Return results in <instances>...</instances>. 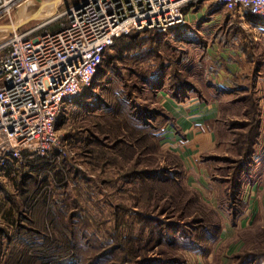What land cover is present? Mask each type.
<instances>
[{"label": "rangeland", "instance_id": "rangeland-1", "mask_svg": "<svg viewBox=\"0 0 264 264\" xmlns=\"http://www.w3.org/2000/svg\"><path fill=\"white\" fill-rule=\"evenodd\" d=\"M80 1L19 0L9 18H0V44L13 32L33 35L57 28L67 21L68 9ZM191 8L185 27L158 34L139 31L133 38L117 44L115 41L106 50L101 72L94 78L90 91L83 90L64 105L56 127L58 144L42 157L3 169L0 232L8 233L0 235V264H14L10 260L12 248L20 246L13 236L17 230L5 225L6 215L12 224L22 219V224L37 228L35 215L33 224L24 220L25 215L18 216L19 211L29 212L35 200L31 194L37 193L40 196L37 194L36 200L46 199V206L52 210L56 202L61 203L58 206L64 213L62 222L75 231L72 242L77 245L82 264L94 261L99 253L116 245L119 248L105 264L121 263V247L131 243L108 233L122 208L126 210L123 220L132 222L134 228L138 240L135 247L145 246L152 230V225H148L142 231L137 218L131 216L135 210L157 218L164 229V224L171 222L188 228L187 222L192 224V217L201 215L204 223L194 226L202 253L210 256L206 264H264V18L226 11L215 0H204L200 6ZM160 66L166 85L174 82L175 76L186 79L217 110L215 127L220 143L214 154H204L200 160L206 172L204 188L200 186L204 190L187 184L186 178L180 181L179 199L191 203V198L197 197L204 214L199 210L194 213L195 203L179 214L170 208L168 197L163 195L158 200L141 199L139 203L133 189L138 182L120 180L136 156L141 157L136 165L138 170L167 166L172 170L170 175H174L168 162L171 152L164 145L171 144L168 129L160 130L162 134L157 140L145 139L142 145L148 147L142 155L128 154L125 158L124 153L130 150L124 151V146L118 143L123 129L118 124L128 125L132 110L138 115L140 108L145 107L147 113L143 118L163 124L164 110L160 96L156 95L161 88L154 92L146 85L149 74ZM208 80L214 82L210 88L204 86ZM163 89L168 90L166 86ZM86 96L94 98L91 102L92 106H98L96 110L82 107ZM142 148L136 147L137 151ZM176 187L172 192L179 191ZM26 198L29 207H25ZM152 205L155 206L151 209ZM202 227L210 235L207 243L202 241ZM125 229L123 236L127 238L128 228ZM180 232L177 229L176 237ZM151 238L147 250L127 256L123 264L184 261L197 251L180 244L157 243ZM32 246L27 254H35L39 249L37 243ZM41 253L39 256L43 257ZM60 259L45 264H66ZM42 261L38 257V261L34 259L30 264H43Z\"/></svg>", "mask_w": 264, "mask_h": 264}, {"label": "built area", "instance_id": "built-area-1", "mask_svg": "<svg viewBox=\"0 0 264 264\" xmlns=\"http://www.w3.org/2000/svg\"><path fill=\"white\" fill-rule=\"evenodd\" d=\"M18 1L0 0V18H9ZM195 1L81 0L68 9L61 29L13 32L0 44V174L58 144L64 105L90 87L116 39L185 27ZM215 1L226 11L264 18V0Z\"/></svg>", "mask_w": 264, "mask_h": 264}, {"label": "trees", "instance_id": "trees-1", "mask_svg": "<svg viewBox=\"0 0 264 264\" xmlns=\"http://www.w3.org/2000/svg\"><path fill=\"white\" fill-rule=\"evenodd\" d=\"M201 1H204V0H196L195 2L190 4V7L193 6L194 8H196V6H200ZM66 24H67V21L62 22L60 26H57V28L53 30L61 29ZM148 32H150V34L151 32L154 33V31H148ZM135 33L137 32H132L127 36H123L121 38L116 39L115 40L116 44L121 42L125 38H128V39L133 38L135 36L134 35ZM154 34H158V33L155 32ZM104 55H103L102 62L99 65L94 78L97 75H99L101 72V69H102L101 66L103 65V62H104ZM163 72H164V69L161 66L158 68V70L151 72L149 74V78L147 79V82H148L146 83V85H148L147 87H149L151 90L155 92V90L166 86L168 90L173 95H176V96L177 94L187 91V90L189 91L195 90V87L192 85L191 82H189L186 79L181 80L179 77H176V76L174 77L175 78L174 82H171L170 84L166 85V83L163 82ZM178 73L179 72L177 71V74ZM94 78H93V81H94ZM93 81L90 87L85 89L87 90V92L90 91V89L92 88ZM85 99H87V101H85L84 104L82 105V107L85 110L94 111L97 109L98 106H92L91 101L94 100V98H90L89 96H86ZM140 109H141L140 110L141 113L139 112L138 115L137 113L134 114L133 110H132V114H128L129 121H126L128 125L118 124V126L123 127L122 132L119 134L121 135V138L118 141V143L124 146V151L130 150V152L124 153L125 158L128 154L130 155V157H133V156L140 155V154L142 155L143 153H145L144 148L148 146H146V144L142 145L143 142L145 141V139L150 138V137L153 138L154 140H157V138L155 137V132L162 126L161 121H158L156 124H153L152 122L150 123L149 121L146 120L147 117L143 118L145 117V114L147 113V108L141 107ZM147 115L149 117V114ZM129 139H131V141ZM140 146L141 147L143 146V148L141 149V151H137L136 147H140ZM138 157L139 156H136L133 159V161L130 163V166L121 175L120 180H128V181H132L133 183L138 182V186L134 187L133 189H134L135 197L136 199H138L139 203L141 202V199L158 200V198L163 195L164 197H168L170 208L176 211L178 210L179 214L187 211V209L191 206V204H194V203L196 207V212L194 213L197 214V211L199 210L200 212L204 214L203 207L199 205L200 203L197 197H194L193 199L191 198V203L189 201L184 202L183 199H179L180 192L182 190V186H180V181L183 179V168L178 158L175 155L170 153L168 156V162L172 164V168H174L173 176L170 175V172L172 170L168 168L167 166L166 167H154L152 169L144 168V169L138 170L136 166L138 163H140V159H138ZM175 186H177L176 188L179 191L172 192L173 187ZM37 194L38 196H40V193H37ZM37 194H31L35 200L33 203L34 205H31L30 208L27 210L29 212L25 214H21L19 211L18 216L25 215L24 220H27V221L29 220L33 224L34 221H33L32 215L33 217L35 215L36 219L34 218L35 220L34 223L37 225L38 229L32 226H27L26 224L25 225L22 224L21 223L22 219H20L21 220L20 222H18V219H17V223L12 224L11 222H8L10 220L9 215L8 214L6 215L7 223L5 225L7 227L15 228V230H17L16 234L13 236L18 238V241L20 243V246L12 248V252H11L12 254L10 256V260L15 261L14 264H30L32 263L34 259L38 261V257H39L40 259L43 258L42 263L45 264L47 263L48 260H53L55 258L56 259L63 258L60 260H64L66 264L67 263L68 264H82L78 258V254L76 250L77 245L75 242H74L75 244L72 242V237L73 235H75L74 234L75 231L74 229H71L67 226V222H62L61 217L63 216L64 213L61 210V205L58 206V204H61V203L56 202L54 204V209L52 210L49 206H46V201H45L46 199L43 198L41 200L39 198L36 200L35 196H37ZM26 199H25L26 200L25 207L27 206L29 207V205L27 204L29 199L28 198ZM154 206L155 205H152L151 209ZM142 207L145 208L147 206L142 205ZM125 212L126 210H123L122 208V211L120 213L121 216L120 214L116 215L115 220H114V227L112 228L111 233H108V235H114V237H117V238L120 237L122 239V240L120 239V241L122 242L125 241L126 243L128 242L131 243V244H126L128 246L121 247V250L123 252V257L121 258L120 264H123L126 261L125 259L127 256L129 255L135 256L137 255V253L141 251V249L147 250L149 244L151 243L150 241L152 239L151 238L152 236H153V240L157 243L162 242L163 244H166L168 246H175L176 244H180L182 248L191 249V250H203L202 249L203 247L197 243L199 234L198 232L195 231L196 226H194L196 224L201 225L204 223L205 220L203 219V216L201 215L196 216V218H193L192 216H190V214H188V217L190 218L192 217L193 219L192 220L193 225L187 222L188 228H184L177 223L171 222L168 224H164V226H166L165 227L166 230H165L162 226L163 224L159 225L160 223H158L159 220L158 221L156 220L157 218L152 217V215L150 214H145V212H142L141 210L140 211L135 210L131 214V216L132 218H137V223L142 226L141 228L142 231L146 227H149L148 225H152L150 227L152 230L146 241L147 244L143 247L142 246L135 247L134 243L138 240L136 238V235L133 234L134 228L132 227V222L128 223L127 220L126 221L123 220L126 215L124 214ZM125 228H128L127 232L129 234L127 238L126 236H123V231L126 230ZM177 229L181 231L179 234L180 235L179 237H176ZM202 230L203 231L201 232L204 234V237H203L204 239L202 241L207 243V241L210 240L209 238L210 235L208 234V232L206 233V229H204L203 227H202ZM4 231L8 233V231L6 230ZM3 232H0V235ZM22 232L24 235H27V237L22 235L21 234ZM34 243H37L39 246V249L35 253L37 255H35L34 253L27 254L29 253L30 248L33 247L32 244ZM116 248H119V246L118 245L113 246L109 250H105L101 254L99 253L96 257L93 258L94 261H90L87 264H99L100 260L102 264H105L107 262L106 260L111 259L112 255L114 256L113 252H115L114 250H116ZM39 253H41L43 257L39 256ZM150 262H153V263H147V264H163V263L183 264V261H180L178 259H170L168 261L169 263H167L166 261H162V260H151Z\"/></svg>", "mask_w": 264, "mask_h": 264}, {"label": "crops", "instance_id": "crops-1", "mask_svg": "<svg viewBox=\"0 0 264 264\" xmlns=\"http://www.w3.org/2000/svg\"><path fill=\"white\" fill-rule=\"evenodd\" d=\"M190 8L186 9L187 16L191 12L192 8ZM188 9H190L189 12ZM213 83L212 80H208L204 82V86L210 88ZM156 95L160 96V104L164 110V122L155 132V137H160L159 135L162 134L160 130L170 131L171 144L170 146L164 145L178 158L183 168V179L186 178L187 184L197 186L200 191L204 190L206 172L204 165L200 162L201 156L207 153L214 154L220 143L215 127L216 108L197 91L196 87L194 91L187 90L177 96L161 88ZM202 252L203 250H197L194 252L195 256L191 254L183 263L206 264L210 256L209 253Z\"/></svg>", "mask_w": 264, "mask_h": 264}]
</instances>
